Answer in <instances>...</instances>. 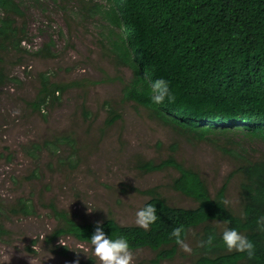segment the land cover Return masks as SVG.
<instances>
[{"label":"rangeland","instance_id":"obj_1","mask_svg":"<svg viewBox=\"0 0 264 264\" xmlns=\"http://www.w3.org/2000/svg\"><path fill=\"white\" fill-rule=\"evenodd\" d=\"M15 2L21 12L15 25L23 28L16 37L20 51L8 43L0 49V67L13 79L0 87V220L8 232L0 240V264H94L88 244L63 238L68 252L61 255L43 242L56 225L50 203L78 222L101 221L111 214L123 225H136L135 213L148 199L135 189L157 187L171 205H195L168 187L175 170L142 173L136 168L138 159L159 162L172 152L178 162L201 174L211 192L227 181L226 198L236 208L239 178L231 176L235 168L231 155L219 149L225 139L183 137L122 99L121 80L127 81L131 72L115 64L102 47L108 23L98 14H86L83 0ZM46 44L50 56L33 55ZM39 73L49 75L51 82L70 84L56 92L52 106L43 107L45 117L27 105L36 99ZM110 110L120 118L104 126ZM57 136L73 138L74 151L59 141L56 148L46 144ZM232 141L253 156H264L262 141L241 135ZM70 153L77 165L69 169L68 161L59 160ZM18 198L32 204L33 215L8 212ZM196 242L189 235L184 243L191 251L179 247L172 259L157 264H192ZM154 258L149 250H136L132 264H154Z\"/></svg>","mask_w":264,"mask_h":264},{"label":"trees","instance_id":"obj_2","mask_svg":"<svg viewBox=\"0 0 264 264\" xmlns=\"http://www.w3.org/2000/svg\"><path fill=\"white\" fill-rule=\"evenodd\" d=\"M82 4L86 14H98L109 24L102 47L115 64L131 72L127 81L121 80L122 99L148 111L152 119L183 137L225 139L219 149L231 155L235 162L231 176L239 178V203L233 208L223 203L227 200V181L211 192L201 174L178 162L172 152L159 162L138 159L136 168L142 173L175 170L168 187L195 205H171L157 187L135 189L148 196L142 206L156 205L158 220L145 231L120 224L107 214L99 221L104 232L125 235L132 251L153 252L154 264L177 254L180 245L171 236L177 227L183 229V241L189 235L197 241L192 248L196 254L192 264H264V232L256 225L257 217L264 215V156H253L249 149L232 141L241 135L264 142V0H83ZM0 11V49L8 43L20 51L16 37L23 28L18 29L14 20L21 14L19 5L15 0H0ZM33 55L50 56L49 44ZM48 76L37 75L36 99L27 104L42 117L43 107L52 106L58 99L56 92L70 85L51 82ZM157 79L168 82L172 95L171 101L166 99L161 105H153L148 99L147 84ZM7 80L13 79L0 67V87ZM119 118L110 110L104 126ZM58 141L74 151L70 136H57L46 144L55 147ZM34 148L40 149L38 145ZM73 157L70 153L59 162L68 161L70 169L77 165L71 162ZM48 206L56 225L43 236L46 245H53L61 255L68 252L67 245L60 244L63 238L90 245L88 237L97 221L78 222L52 203ZM2 209L0 203V216ZM8 212L27 217L33 215L34 207L18 198ZM224 226L237 228L254 243L252 258L226 250L220 241ZM7 233L0 220V240ZM210 236L214 237L213 245L201 247L200 242Z\"/></svg>","mask_w":264,"mask_h":264},{"label":"clouds","instance_id":"obj_3","mask_svg":"<svg viewBox=\"0 0 264 264\" xmlns=\"http://www.w3.org/2000/svg\"><path fill=\"white\" fill-rule=\"evenodd\" d=\"M148 99L153 105H161L166 99L172 100L169 84L164 79H157L147 84ZM225 205L229 203L228 200L223 201ZM158 220L157 207L152 203H146L139 208L135 213V224L139 228L147 231L150 225L154 224ZM257 229L264 232V215L257 217L256 219ZM183 229L180 227L172 230L171 236L176 238V243L180 247L188 252L191 249L181 238ZM214 237H209L206 241H201L200 246H212ZM220 241L228 252L247 253L248 258L254 256V243L237 228L224 226L220 232ZM88 242L91 246L93 257L99 264H132L133 251L130 247L128 238L125 235H107L101 222H96V227ZM61 245H63L60 242ZM91 259V258H90ZM78 264V261L75 262Z\"/></svg>","mask_w":264,"mask_h":264}]
</instances>
